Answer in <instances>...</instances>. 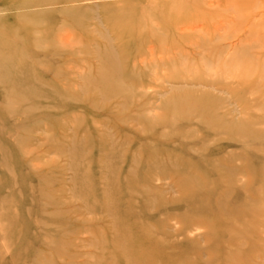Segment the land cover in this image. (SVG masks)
I'll list each match as a JSON object with an SVG mask.
<instances>
[{"label": "rangeland", "instance_id": "obj_1", "mask_svg": "<svg viewBox=\"0 0 264 264\" xmlns=\"http://www.w3.org/2000/svg\"><path fill=\"white\" fill-rule=\"evenodd\" d=\"M0 264H264V0H0Z\"/></svg>", "mask_w": 264, "mask_h": 264}, {"label": "bare ground", "instance_id": "obj_2", "mask_svg": "<svg viewBox=\"0 0 264 264\" xmlns=\"http://www.w3.org/2000/svg\"><path fill=\"white\" fill-rule=\"evenodd\" d=\"M198 150V149H197ZM201 152V151H200Z\"/></svg>", "mask_w": 264, "mask_h": 264}]
</instances>
